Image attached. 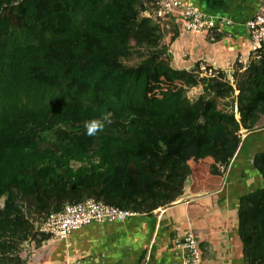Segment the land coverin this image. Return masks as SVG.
<instances>
[{
  "label": "trees",
  "instance_id": "1",
  "mask_svg": "<svg viewBox=\"0 0 264 264\" xmlns=\"http://www.w3.org/2000/svg\"><path fill=\"white\" fill-rule=\"evenodd\" d=\"M146 11L144 0H0L2 254L30 239L32 213L43 218L67 202L93 198L119 209L152 211L163 200L174 201L191 172L187 164L174 158L167 171L147 176L141 182L146 194L137 201L143 194L119 187L114 149H123L126 161L158 165L159 142L139 146L131 134L144 123L159 129L179 124L193 125L195 135H206L205 148L235 154L227 174L236 202L231 206L237 211L232 261L264 264V151H259L256 133L243 140L237 134L240 127L258 130L264 117V57L255 72L241 73L246 75L243 82L233 76L238 99L246 101L238 107L240 124L233 112V88L229 85L228 93L221 94L222 84H214V78L224 74L209 68L214 96L199 98L192 110H183L186 91L199 84L201 73L170 67L158 43L161 30L142 16ZM165 80L181 88L149 98L146 85ZM104 115L110 122L88 135L85 122ZM157 188L165 194L160 196ZM46 239L37 240L36 246ZM66 255L60 253L61 264ZM68 258L77 260L70 254ZM201 261L214 263L202 254Z\"/></svg>",
  "mask_w": 264,
  "mask_h": 264
},
{
  "label": "crops",
  "instance_id": "2",
  "mask_svg": "<svg viewBox=\"0 0 264 264\" xmlns=\"http://www.w3.org/2000/svg\"><path fill=\"white\" fill-rule=\"evenodd\" d=\"M180 1L216 18L218 29L210 35L167 26L176 36L171 42L163 28L165 40L160 49L165 50L170 67L188 71L198 65L223 73L234 66L243 67L251 56L244 23L252 17L260 0ZM223 177L224 183L210 190L201 187L203 179L199 176L200 181L195 184L186 177L180 195L174 201H161L152 211L143 207L125 209L134 215L121 221L89 224L73 231L66 240L44 236L47 239L38 243L35 260L61 264L60 253L65 251V264H171L179 260L173 236L182 239L192 233L205 260L217 264L227 259L233 264L237 211L236 206H231V182L227 175ZM69 254L77 260L69 259ZM82 256L89 257L80 261Z\"/></svg>",
  "mask_w": 264,
  "mask_h": 264
},
{
  "label": "rangeland",
  "instance_id": "3",
  "mask_svg": "<svg viewBox=\"0 0 264 264\" xmlns=\"http://www.w3.org/2000/svg\"><path fill=\"white\" fill-rule=\"evenodd\" d=\"M144 1L145 6L148 7V10H151L153 7V1ZM142 16H145V12L142 13ZM163 34H165V36L167 35L166 37L170 38L173 34V31L167 28V26H164ZM163 34H160L159 32L160 37L158 39V43L160 42V44L162 45H164L165 40ZM144 49L146 48H142V50ZM149 49L154 50L155 48L153 49L149 47ZM263 57L264 52L260 53L256 58L250 56V59L243 65V67L238 68L234 66L229 72L223 73V76H216V79L214 78V84L217 81L222 84L220 88L221 94L228 93L227 88L229 85L233 88V112L239 124L240 114L238 111V107H244L246 101L245 99H238L239 92L235 89L233 76L236 75V79L239 83L241 81L243 82L246 75H241V73L244 71L247 73L255 72V69L261 66ZM191 70H198L201 74L199 84L196 87L190 88L186 91L185 99L183 100L181 105L183 110H192L193 104L199 98H203L204 100H206L209 97L214 96V93L211 90V87L214 85L211 81V78L214 74L213 71H207V67L205 66H197V68L194 67ZM142 87L144 86L141 84L138 88L141 89ZM180 88L181 86L174 85V83L169 80H165V82L162 84L149 82L146 85L147 96L149 98L160 96L161 93L165 90H171L174 92ZM248 93L250 92L248 91ZM227 100L229 99H226V101ZM258 126V130L256 131H249L240 127L237 134L240 136V139L243 140L248 136H252L253 133H256L259 140V151H264V117H261ZM194 130L195 129L193 125L183 128L179 124H173L171 126H165L162 129H159L157 127H149L144 123L138 131H135L131 134V141L139 146H147L154 143V141H158L159 145H161L162 147L160 154V164L153 165L143 162L142 160L126 161L123 149H114L115 158L118 163L119 173L117 174V176L119 182H121L119 187L126 186L133 190H136L137 192L139 191L140 194L143 195H138L137 201L141 200V198L146 194L145 191H147V189L142 187L144 184H141V182L148 175L154 174L159 169H162L164 172L167 171L168 162L172 161L174 158L181 159L183 163L192 168L191 172L186 176L188 179L192 180V183H199L197 182L200 181L198 179L199 176L203 179H201L202 181H200V185L202 188H204V190H210L213 187H219L222 183H224L223 176L227 175V168L231 165V159L234 158L235 154L230 157V154L228 152L219 154L214 149L205 148L203 144H205L206 142V135H195ZM50 138H52V136H50ZM256 155L257 151H253L252 157H255ZM208 165L209 167L207 168ZM157 191L163 192L159 188H157ZM174 191L175 190L173 189L171 190V192L167 191L166 193H172ZM162 194H165V192L161 193L160 196H162ZM3 198L4 197L0 198V211L1 205L3 204ZM26 207V205L25 207L23 206V209H26ZM32 214L33 215L29 216L33 225L31 236L29 237L30 239L21 243L16 250H10L4 254H2V252L0 251V256H2V258L0 259V264H22V261H25L26 263L35 262V258L38 256L37 254H39L36 250V243L37 240L40 239L36 238V236L34 235V224L36 222H39L42 217H38L34 213ZM44 242L45 241H43L42 244ZM56 246L60 245L57 244Z\"/></svg>",
  "mask_w": 264,
  "mask_h": 264
},
{
  "label": "built area",
  "instance_id": "4",
  "mask_svg": "<svg viewBox=\"0 0 264 264\" xmlns=\"http://www.w3.org/2000/svg\"><path fill=\"white\" fill-rule=\"evenodd\" d=\"M145 17L161 32L165 25L178 31L210 35L218 29L216 18L180 0H154L152 9L145 12ZM244 27L251 56L256 58L264 52V0L259 1L256 11L244 23ZM133 215L130 210L86 198L76 203L67 202L59 211L45 215L34 224V235L38 239L46 236L53 240H66L73 231L89 224L121 221ZM173 244L179 260L171 264H202L198 242L192 233H187L182 239L173 236Z\"/></svg>",
  "mask_w": 264,
  "mask_h": 264
},
{
  "label": "clouds",
  "instance_id": "5",
  "mask_svg": "<svg viewBox=\"0 0 264 264\" xmlns=\"http://www.w3.org/2000/svg\"><path fill=\"white\" fill-rule=\"evenodd\" d=\"M104 122H110V116L104 115L101 119H92L85 122V128L88 135H94L103 128Z\"/></svg>",
  "mask_w": 264,
  "mask_h": 264
}]
</instances>
